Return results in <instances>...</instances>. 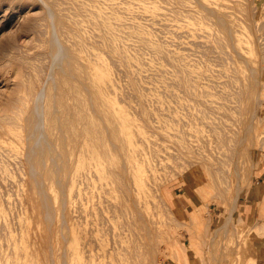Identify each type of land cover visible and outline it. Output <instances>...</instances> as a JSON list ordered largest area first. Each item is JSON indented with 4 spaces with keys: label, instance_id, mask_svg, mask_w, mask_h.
Here are the masks:
<instances>
[{
    "label": "rangeland",
    "instance_id": "1",
    "mask_svg": "<svg viewBox=\"0 0 264 264\" xmlns=\"http://www.w3.org/2000/svg\"><path fill=\"white\" fill-rule=\"evenodd\" d=\"M54 43L82 55L76 74ZM89 65L110 75L99 92ZM33 105L67 126L71 203L51 228L26 163ZM0 131V264H256L264 0H0Z\"/></svg>",
    "mask_w": 264,
    "mask_h": 264
},
{
    "label": "bare ground",
    "instance_id": "2",
    "mask_svg": "<svg viewBox=\"0 0 264 264\" xmlns=\"http://www.w3.org/2000/svg\"><path fill=\"white\" fill-rule=\"evenodd\" d=\"M212 8H214V6ZM218 11H220V9H218ZM220 18H221V20L222 19L224 20L223 17L219 16V19ZM53 22H56V21H53ZM57 22H58V20H57ZM220 22L223 23V21H220ZM229 22H227V23L224 22V23H226V25H227V24H230ZM51 41H53V39ZM51 46H52L53 51H54V56L58 60L57 61V64L58 63L60 64L61 69H59V70L60 71L62 70V72H65L67 75L69 73H70L69 74L70 76H71V74H73V75L76 74L75 72L77 70H75L76 69V66H74L76 62L81 63V64H85L84 63V58L82 57V55L73 52L71 49L68 50V49H65L64 48L65 49L64 50L63 48H60L59 45H57L56 43H54ZM61 47H63V45ZM52 54H53V52H52ZM89 68H92V70H91L92 77H90L91 78V85L93 87H95V88L97 87L98 88L97 89L98 92L101 91V89L103 90L102 86H104V84H107L110 81V75H109L108 71H106V69L97 68V67L95 68V67H92L90 65H89ZM59 75H61V74H59ZM77 75H78V73H77ZM53 77H55V75ZM74 77H76V76H74ZM55 78H57V77H55ZM72 78L73 77H71V80H72ZM252 79H255V78H252ZM80 82H82V81H80ZM89 83H90V81H89ZM60 85H61V82H60ZM54 86H55V84H54ZM56 86H58V84ZM82 86L83 87H87V86L84 85L83 82H82ZM50 87H51V85H50ZM93 87H91V88H93ZM86 89L89 90V87H87ZM54 90H56V88H54ZM91 90L93 91L94 89H91ZM97 90H96V92H97ZM90 91H88V92H90ZM56 92H58V91L56 90ZM56 92H54V93H56ZM94 94H95V92H94ZM40 97H42V96H40ZM65 97H66V95H65ZM89 97H91V96L89 95ZM43 98H45V97H43ZM53 98H55V97H53ZM89 99L92 100V97L89 98ZM41 100H42V98H41ZM34 103H35V101H34ZM104 103H106V102L104 101ZM37 104H38V101H37ZM108 105H109V111L108 112H110L111 116L114 117V109L116 107L114 108V103L111 102L110 100L108 101ZM33 107H34V105H33ZM37 107L38 106L35 105V107L33 109H30L29 115H27V118H26V131H27V134L26 135H27V146H28L27 147L28 148V151H27V155H26V160H27L26 163H28V166H29L30 175H31V181H32V183L34 185V188H35V190L42 197V201H43L42 208H43L44 216H45L44 217V220H46V223L48 224V227L51 228L50 225L54 222V217H55V213H56V210H55V207H54V202L56 201V199L59 198V200L62 203L61 206H64L67 203L68 204L71 203L70 193H72V190H71V188L68 185V183H69L68 181L70 180L69 179V175L71 173L70 165L72 166V163L70 164V151H69V148H68L69 143H68V135H67V126H66V123H64L61 120L62 118L60 119V118H58V116L57 117H54L53 120H55L59 132L57 134H53L50 130L45 129L44 128V124L41 123L42 120H43V118L40 117V114L41 113H39V112L41 110L40 109H37ZM39 108H40V106H39ZM41 108H42V106H41ZM55 108H56V106H55ZM92 112H96V111L93 110ZM97 115L98 114H96V116ZM59 117H60V115H59ZM98 117H100V116L98 115ZM101 119H102V117H101ZM120 119H121L120 120L121 121V132H123L125 134L127 140L129 141V144H132V142H133L132 139L133 138H132V131H131V123H129L126 114H122ZM42 125H43V127H42ZM106 131H108V129H106ZM107 137H108V135H107ZM111 138H114V137H112V133L109 135L108 140L111 139ZM111 141H113V140H110V142ZM113 145H114V142H113ZM98 154L99 153H97V152H95L93 154V156L96 157V159H94L93 162L90 163V165H92V166L94 165L95 167H98L100 165L101 161H100V157H99ZM113 154H114V146H113V153H112V155ZM101 155H102V152H101ZM72 160H74V159H72ZM112 165H114V164H112ZM92 166H91V168H92ZM122 166H123V163L121 164V167ZM124 170H126V169L124 168ZM143 175H144V173L140 172V169H139L137 171V173H136V179H137V181H138L139 184H142L143 183L142 182L143 181V178H144ZM70 177H71V175H70ZM50 181H52V183L54 182L57 185V186L56 185L55 186L58 187V189H60L59 190L60 195H55L51 191V188L52 187H50V185H49ZM64 207H66V206H64ZM176 207L179 209V211L182 210L181 204H178L177 203V206ZM178 209H177V211H178ZM50 228H48V229H50ZM248 233L253 237V239L260 238L261 235H264V222H260L256 227H251L248 230ZM262 260L263 259L257 258L256 259V264L259 263V262H262Z\"/></svg>",
    "mask_w": 264,
    "mask_h": 264
},
{
    "label": "crops",
    "instance_id": "3",
    "mask_svg": "<svg viewBox=\"0 0 264 264\" xmlns=\"http://www.w3.org/2000/svg\"><path fill=\"white\" fill-rule=\"evenodd\" d=\"M260 253H261V254H260L261 258L264 259V252L261 250Z\"/></svg>",
    "mask_w": 264,
    "mask_h": 264
}]
</instances>
